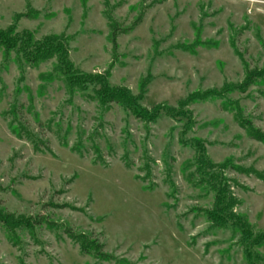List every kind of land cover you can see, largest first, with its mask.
Instances as JSON below:
<instances>
[{
    "label": "rangeland",
    "instance_id": "374dc122",
    "mask_svg": "<svg viewBox=\"0 0 264 264\" xmlns=\"http://www.w3.org/2000/svg\"><path fill=\"white\" fill-rule=\"evenodd\" d=\"M262 238L264 0H0V264H264Z\"/></svg>",
    "mask_w": 264,
    "mask_h": 264
},
{
    "label": "trees",
    "instance_id": "16d2710c",
    "mask_svg": "<svg viewBox=\"0 0 264 264\" xmlns=\"http://www.w3.org/2000/svg\"><path fill=\"white\" fill-rule=\"evenodd\" d=\"M36 52L37 51H35V54H36ZM37 55V54H36ZM127 98V100H128V97H126ZM112 100H114L115 101V99H112ZM125 98H124V96H123V99H117V102H120L121 101V104H123V103H127L128 104V101H127ZM262 242H264V238H262ZM102 255V254H101ZM98 256H100L99 254H98ZM101 257V256H100Z\"/></svg>",
    "mask_w": 264,
    "mask_h": 264
}]
</instances>
